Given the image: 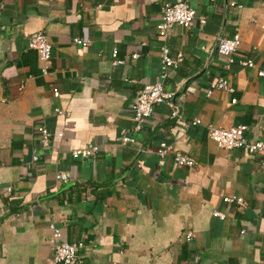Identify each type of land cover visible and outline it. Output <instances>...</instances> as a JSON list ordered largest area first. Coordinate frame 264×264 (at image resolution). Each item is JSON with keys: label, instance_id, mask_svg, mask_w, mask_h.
<instances>
[{"label": "crops", "instance_id": "obj_1", "mask_svg": "<svg viewBox=\"0 0 264 264\" xmlns=\"http://www.w3.org/2000/svg\"><path fill=\"white\" fill-rule=\"evenodd\" d=\"M179 1L0 0V264H52L50 224L82 243V264H264V155L221 148L207 128L264 140V0H186L191 26L161 34ZM38 31L49 64L28 48ZM235 33L234 58L253 66L225 68L218 40ZM162 47L184 58L163 80L173 98L139 122L133 97L159 80ZM220 78L234 91L207 95ZM161 142L196 164L160 165ZM92 143L93 157L72 156Z\"/></svg>", "mask_w": 264, "mask_h": 264}, {"label": "built area", "instance_id": "obj_2", "mask_svg": "<svg viewBox=\"0 0 264 264\" xmlns=\"http://www.w3.org/2000/svg\"><path fill=\"white\" fill-rule=\"evenodd\" d=\"M195 17V10L191 8L186 0H180L173 4H165L162 8L161 22L158 25L161 34H166L171 28L179 25L183 28H189ZM200 21L205 23V18H201ZM75 44L86 46L88 42L83 41L79 38H74ZM241 46V38L238 33H235L229 38H220L217 44V53L226 58L225 68L229 69L236 61L240 65L253 66L251 59H240L236 60L234 55L237 54ZM28 48L37 52L39 58L46 64H49L51 42L47 34L43 31H38L32 34L29 38ZM117 52L114 50L113 56L116 57ZM183 54L178 52L175 56L169 54V50L166 47L161 48V61H160V76L159 80L145 85L143 88L138 90L133 97V103L131 111L135 120L141 122L144 118L151 115L153 107L156 104H170L173 98V93L168 92L164 85L163 80L168 76L170 69L177 68L183 61ZM115 64H120L122 61H115ZM259 76L264 75V71L258 73ZM214 90H226L233 92L234 88L229 82L220 78L216 82L211 83L207 95H211ZM54 96L59 95V91L54 89ZM236 99L233 98L232 102ZM57 111H60L57 109ZM208 136L214 141L219 147L224 149L240 148L244 151L264 155V140H250L247 137V127L245 125H238L228 129L219 128L212 124L208 125ZM39 131L41 133V141L44 146L48 145L49 132L46 127L40 126ZM62 135V134H59ZM134 138L127 135L120 137L121 144H127L128 142H134ZM100 150V146L96 143L88 144L87 146L72 151V156L75 158H89L93 157ZM159 155V164H163L164 158L170 153L173 154V159L179 166L192 167L196 164L195 159L180 151H173L172 147L166 142H161L157 150ZM33 160H37V156H33ZM57 179L66 181L68 174L65 172H58L56 175ZM225 202L228 203H239L244 204V200L237 197H225ZM216 216L223 217L219 212H215ZM52 231L54 238L53 246V257L52 264H82L79 259V249L83 246L82 243H69L68 241L60 239L59 229L53 224L49 227ZM187 240L192 239V233L187 232Z\"/></svg>", "mask_w": 264, "mask_h": 264}]
</instances>
